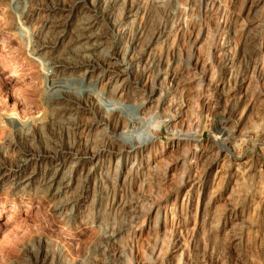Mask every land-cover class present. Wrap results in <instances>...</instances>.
Here are the masks:
<instances>
[{
	"label": "rangeland",
	"instance_id": "obj_1",
	"mask_svg": "<svg viewBox=\"0 0 264 264\" xmlns=\"http://www.w3.org/2000/svg\"><path fill=\"white\" fill-rule=\"evenodd\" d=\"M109 1L0 0V264H264V0ZM83 14L108 37L91 96L71 110L46 75L81 74L75 32L48 28ZM123 101L142 102L129 131L141 146L117 138L128 123L109 110ZM222 125L225 148L212 141ZM25 149L41 165L78 162L61 212L39 188L15 192Z\"/></svg>",
	"mask_w": 264,
	"mask_h": 264
},
{
	"label": "bare ground",
	"instance_id": "obj_2",
	"mask_svg": "<svg viewBox=\"0 0 264 264\" xmlns=\"http://www.w3.org/2000/svg\"><path fill=\"white\" fill-rule=\"evenodd\" d=\"M102 1L105 2V0H102ZM115 1L116 0H110L109 3L106 2V3H108L107 4V6H109L108 8H110L112 6H115ZM121 4H124V3H122V0H121ZM255 4H256V2H255ZM90 5H91V3H90ZM250 5H253V4H250ZM92 6H94V5H92ZM109 12H110V10H109ZM126 13H127V17L130 16L129 17V20L131 21V19H133L136 16V14L138 13L137 12V7L134 6L132 8H129V10H127ZM68 14H71V12L68 13ZM64 16L65 15H63V17H59V18L53 19L52 22L50 23L51 24L50 25L51 28L49 27L50 29L48 28V30H51L52 31V34H54V36L53 35H51V36H53L54 38L55 37L58 38V35H60L61 29L64 26L67 25V26L72 27V30H74V32H75L74 35H73V33H71L73 35V41H74V43H73V45H74V54H75L74 56L80 58V59L79 58L78 59L75 58V59L81 60V63L83 64L82 65V72H81L80 75H77L76 74L77 76H75V75L65 74L63 70H62V72L59 71V70H57L60 74L57 75V73H56L54 75V72H52V73L49 72L46 75V77L48 78V80L50 82V87H51L50 90L52 91L51 94H50V96H49V98H51L53 100H56L57 103H59L58 104V107L66 108V109L69 108L71 110H74V109H76L79 106V103L81 102L80 101V98H88V97L91 96V92H90L91 90H90V87L89 86H91V84H94V83L96 84V81L98 79V76L97 75H95L97 77L96 79L91 78L92 77V74H93V72L95 70V67H96V65H94V62L97 61L96 60L97 55L99 53H101V51L103 50L102 48L106 44V43L105 44H103V43L107 40V37L108 36H107V34L105 32L102 31V29L100 27L102 24L100 25L99 20H97L96 18L95 19H92L91 17L83 14L81 17L79 16V19H77L78 18L77 17L75 19L76 20L75 22H74V20L69 22V19L66 18V17H64ZM68 16H70V15H68ZM114 19H115V17H114ZM115 23H114V25H115ZM118 24H119V22H118ZM120 24L122 25V28H120L121 30L124 29L123 31H128L127 28L125 29V27H127L126 24H122V23H120ZM59 26H63V27L58 28ZM116 26L117 25H115V27ZM128 29L130 31V28H128ZM126 40H127V38H126ZM47 42H49V41H47ZM39 44H40L39 49H42L44 46H47V44H45V42L43 40ZM121 45H122V43H121ZM126 48L128 50V47L127 46L124 49H126ZM105 50H103V51H105ZM42 51H43V49H42ZM57 62H58V60H57ZM59 62H60V60H59ZM73 62H72V64H73ZM74 63H76V61ZM77 63H79V61ZM112 64H113V62H112ZM120 64H121V61H119V59H117L115 61L116 67L115 68L113 67V69H110L112 71L111 81L113 83L111 85V87L114 90H116L115 92H117L119 89H121V85H122L123 82L125 83V81H123V79L122 80L120 79V76L123 73L122 71H124V70H122L124 68H121V66H119V67L117 66V65H120ZM79 65H81V64H79ZM132 65L134 67V64H132ZM56 67H58V66H56ZM102 71H104V70H102ZM97 74H99V73H97ZM46 81H47V79H46ZM116 82H122V83H120V85H118L119 83H116ZM110 91H111V89H110ZM57 103H55V104H57ZM122 104L125 105V107L127 108V111L124 110V109H122V107L116 106V104L115 105H112L111 104L112 107L110 108V110L108 109L109 111L112 112V115L113 116H117L118 117L120 114L121 115H124L126 119L123 116V118H124L123 121L126 120L125 122L128 123V126L126 128L120 129L119 132H116L117 133V136H118L117 138L119 140H121V142L122 141L123 142H126V144H127L126 147L127 146H130V147L131 146H133V147L141 146L142 145V142H140L139 144L137 143V142L140 141V139L139 138H136V137H132V134L129 131H134L137 127H139L141 125L140 123L142 122V118H141V116L139 117L138 112H139V110L143 106L142 105V102H141V104L140 103L139 104H133V103H128V102L127 103H124V101H123ZM108 110H107V112H108ZM104 112H106V111H104ZM41 121H43V120H41ZM6 122L9 123V124L11 123L12 128L13 127L14 128L24 127V124H23L24 122L23 123H17V121H15V119L12 118V117H10V119L6 120ZM27 124H28V122H27ZM40 124H41V128H42V123H40ZM37 125H39V123ZM37 125L35 127H37ZM28 126L29 125H27V127ZM124 126H125V124H124ZM38 129H39V131L41 130L40 127L39 128H36L35 130L38 131ZM126 130L128 132H126ZM20 131H22V130H20ZM24 131H25V134H31V135H33V132L30 129H26L25 128ZM123 131H125V132H123ZM219 132H220V135L219 136H217V135H216V137L215 136H212V141H213V143L215 145H218L219 147L225 148L226 147V143H225L226 140H228V138H231L232 137L231 136V132L226 127H224V125H222V127L219 129ZM66 133H68V132H66ZM30 137H32V136H30ZM133 138H135L136 140L138 139L139 141L137 140V142L134 143V141H132V140H135V139H133ZM124 144H122V146H124ZM143 146H144V144H143ZM46 150H41V151H38L36 153L37 154L36 156L39 158L40 161H42L44 158L48 157V155H49V157L52 156V155L54 156V154H53L54 152H49V151H46ZM18 158L19 159H17V161L15 163V167H13L15 169H14V173H13V175H14V182L12 184H14V186H15V188H14L16 190L15 192L18 193V194H29L30 195V192H33L37 188H39V190L41 191V193H43L46 197H49L51 199L52 198L53 199L56 198L55 199L56 202L53 205V211L55 213L56 212H61L65 207H67V206H65V204L67 203V201H65L66 198L62 199V196L66 192V189H68V187L72 183V179L74 178V176L77 174L76 173V171H77V165L76 164L78 162H76L75 160L69 162V163L72 164V166L69 167V165L62 163V161H61L62 159H59L58 157H55L54 156V158H56V161L53 160L52 163H47V162H45V160H43L45 163L43 162V165H41V162L40 161H39L40 163H37L35 161L34 152L29 151V150H26V149L21 152V156L18 157ZM57 159H59L60 161H57ZM2 169H3V167L0 166V176H3L4 175V173H2ZM4 171H6V170H4ZM106 179L107 178H105V180ZM110 181H112V180H110ZM69 203H70V205L72 204V202H69L68 201V204ZM66 209L68 210V208H66ZM66 209L64 210L65 212H66ZM72 210H73V208L71 207L69 209V213L70 214H72L71 213ZM64 211H63V213H64ZM67 215L68 214H66V218L68 217ZM69 218H71V217H69ZM108 237L113 240L116 237V234H114L112 232V233L109 234ZM57 264H61V263L57 262Z\"/></svg>",
	"mask_w": 264,
	"mask_h": 264
}]
</instances>
